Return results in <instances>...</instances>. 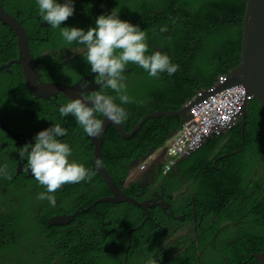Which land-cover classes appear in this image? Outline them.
<instances>
[{
    "label": "trees",
    "instance_id": "trees-1",
    "mask_svg": "<svg viewBox=\"0 0 264 264\" xmlns=\"http://www.w3.org/2000/svg\"><path fill=\"white\" fill-rule=\"evenodd\" d=\"M57 2L63 3L64 0ZM245 3L246 0H73L74 13L68 20L62 22L61 27H76L87 31L89 27L95 26V20L100 14L108 15L114 9L119 13V19L146 31L148 44L146 55L158 49L170 57L171 63L179 65L175 74L169 76L164 72L159 74V78L150 77L147 71L134 63L127 65L123 73L126 77L124 82L127 86L126 94L133 102L120 104L117 98L115 103L129 114L128 119L120 124L128 133L147 113L182 108L185 101L194 95L195 90L210 87L218 76L227 74L238 63ZM0 4L20 22L28 35L34 36L29 41V49L34 58L40 57L45 81L71 84L91 71L84 45L76 42L66 43L60 35L59 28H52L50 25L38 26V21L43 18L36 0H0ZM164 27L167 31L161 32L160 29ZM35 28L47 30L49 34L44 35L45 39H40V36L34 33ZM0 30L7 31L9 39L13 38L12 30L1 20ZM8 45L10 47L0 54V63L16 57L14 38ZM51 48L57 51L59 49L61 52L75 48L80 50V54L72 58L69 64L57 62L54 69L51 67L54 60L41 56L45 49ZM8 69L10 72L6 69L0 72V116L6 125L13 130H19L21 126L26 127V123L29 122L27 127L31 126L30 129L26 127L23 132L36 135L40 130L59 123L67 131V135L59 139L72 149L69 160L82 163L86 168L95 171L91 181L64 184V188L79 191L86 187L89 200L92 193L88 186L93 185L94 189L97 187L100 195L106 193L105 185L93 168V147L87 134L71 114L67 117L60 116L59 108L70 100L58 95L53 101L34 99L37 106L31 105L33 95L23 82L20 66L11 64ZM99 91L113 97L117 96L111 89L103 88L102 85L87 96ZM35 107L40 108L44 120V127H38L37 130L33 129L37 115L28 114L29 109ZM97 118L101 120L102 115L97 114ZM181 121L182 118L177 116L151 118L143 122L130 138L121 137L115 128L109 125L102 136L104 167L114 168L117 160L127 163L131 157L144 156L151 148L158 149L164 144L170 132L179 127ZM3 132L0 130L1 134ZM5 140L10 141L7 146L0 148V162L6 160L7 153L8 161L13 166L16 160L12 155V139L7 137ZM22 158L24 156H20V159ZM176 166L180 176L187 174L197 181L202 192L199 200L204 204H210L211 213L224 214L226 211L223 204L226 206L231 198L237 199L239 207H235L231 213L233 224L239 226L236 234L239 233L241 224L250 226L258 224L260 217L264 216V113L257 101L251 99L246 105L242 134L237 124L226 133L213 135L187 158L181 159ZM7 176L11 177L12 174L7 173ZM3 180L10 186L27 190L24 181L16 182L0 174V185ZM33 188L36 189L34 186ZM0 193L6 194L3 186L0 187ZM213 198L215 202L212 201ZM0 199H3L2 195ZM102 205L104 208L113 207L109 203H97L90 212ZM128 206L134 207L130 203ZM21 209L22 207H18L17 204L13 210H6L0 216V264H30L25 259L26 253L22 249L23 237L28 230L24 227L25 223L21 225L22 217L15 216ZM120 219H124L123 213L110 218V221L120 229L123 223L122 221L120 225L117 224ZM99 226L97 227L99 233L84 241L83 250H80L75 242L58 246L48 235L41 236L46 235L42 232L36 234L28 246L30 251L32 248L36 250L38 261L42 258L41 264H56L60 259L56 256L60 254L65 256L68 252L83 253L91 259L97 248L96 240L102 239L103 232ZM121 230L125 232L126 228L122 227ZM214 233L219 231L215 230ZM221 238L225 242L231 236ZM211 239L212 234H209L206 240L201 242V251L210 246ZM69 244L73 247H69ZM252 245L255 244L241 242L236 253L242 255V262L229 260V264H258L256 258L249 256L250 253H256ZM227 246L228 252L231 253L235 245ZM221 259L220 256H216L212 263H217ZM67 263V259L62 262ZM224 263L225 261H222L219 264Z\"/></svg>",
    "mask_w": 264,
    "mask_h": 264
},
{
    "label": "flooded vegetation",
    "instance_id": "flooded-vegetation-1",
    "mask_svg": "<svg viewBox=\"0 0 264 264\" xmlns=\"http://www.w3.org/2000/svg\"><path fill=\"white\" fill-rule=\"evenodd\" d=\"M43 21H38L39 27H46ZM34 33L38 34L40 39H45L44 35L47 36L49 34L47 30H39L38 28H35ZM26 34L29 42L34 36L28 35L27 32ZM13 38L16 43L14 36ZM13 38L9 39L7 31L0 30V54L10 47L8 44ZM76 50L74 48V50L61 52L59 49L58 51L53 48L45 49L41 56H45L48 60L51 57V60H54L52 61L54 64L51 67L55 69L57 62L71 63V59L80 54V50H77L78 53L74 54ZM35 59L38 60V65L40 66L38 81L59 82L45 81L41 59L40 57ZM8 61L0 64H6ZM4 69L10 72L8 67ZM82 77L77 78L72 83ZM95 78L94 80H96ZM87 94H90V92ZM58 95L61 94L57 93L48 99L53 101ZM32 98L30 104L37 106V102L34 99L40 98H35L34 96ZM39 109L35 107L28 111L29 115H37L36 123L33 126L34 130H37L38 127H44L43 113ZM0 118L2 117L0 116ZM28 124L29 122L26 123V127ZM21 127L19 130H14L18 133V141L12 140V155L14 159L16 156L20 157L19 151L22 150L24 145L29 144L28 142H33L35 136L31 132H23L26 127ZM30 127H27L28 130ZM7 137L5 132L0 133V148L7 146L6 144L10 141L5 140ZM24 138L26 140H23ZM5 157L6 160L1 161L0 166L3 168L6 165V172L8 173L11 163L8 161L7 153H5ZM141 157L143 156L131 157L127 163L117 160L114 168L109 167V169L105 168V170L117 184L119 191L138 203H145L146 207H141L131 202H120L112 204L113 207L109 208H104V205L97 209L95 207V210L90 212L91 208H94L97 203H105L97 202L99 198L111 195L104 182L102 181L107 191L102 195L99 194L97 187L95 189L93 185L87 187L92 193L90 200L88 199L86 187H82V190L78 191L65 189L63 185L53 194L56 198L55 206L50 207L47 200H40V204L35 206V212L30 211L21 216V225L25 223L24 227L27 228L28 232L26 233L29 237L42 232L51 237L52 242L58 246L68 242H75L80 250L84 248V241L99 233L97 227L99 226L98 224L101 225L99 227H101L103 232L102 239L96 240L97 248L91 259H88L83 253L74 254L68 252L65 256L61 254L56 256V258H60L56 264H62L64 259H67V264H153V260H156L159 264H192L196 253L201 249V233L207 232L209 235L210 230L214 233L215 230L217 231V227L219 228L226 224L228 218L224 217V215L211 213L209 211L210 204H204L199 198L194 196L191 183L187 182L183 176H180L179 172L177 173V167L172 168L168 172H162V166L165 162L162 151L156 152L151 162L145 163L139 171H136L134 167L138 165ZM22 161L24 162V159ZM93 168L98 173L95 164ZM20 175L23 180L30 178L26 168L22 170ZM29 193L30 199L33 200L34 191H29ZM188 194L189 197H187ZM129 203L134 207H129ZM158 203L160 207L157 206ZM46 209H48L47 212ZM121 213H123L124 219H120L117 224L120 225L123 221L122 227L126 228L125 232L121 230L122 227L118 229L110 221V218ZM192 215L195 217L193 218ZM55 216L67 218L66 222L48 225L47 220ZM106 225L107 227H105ZM213 225L214 227H212ZM227 226L234 227L233 220L229 221ZM251 229L253 231L247 233V235L251 238L254 237L256 252L264 253V234L263 238L258 237L256 229L252 227ZM262 229H264V221L262 222ZM69 247H73V245L69 244ZM188 252H192V256L186 259L184 256Z\"/></svg>",
    "mask_w": 264,
    "mask_h": 264
},
{
    "label": "clouds",
    "instance_id": "clouds-1",
    "mask_svg": "<svg viewBox=\"0 0 264 264\" xmlns=\"http://www.w3.org/2000/svg\"><path fill=\"white\" fill-rule=\"evenodd\" d=\"M36 3L38 5L39 13L44 20L43 22H47L46 27L50 25L52 28H59L60 35L63 37L66 43L71 44L76 42L86 47V60L90 65V72L95 73L96 75L94 78H97L94 81L101 84L103 88L111 89L117 94L116 97H113L102 91L94 92L91 95L86 96V98L72 99L67 104L59 108L61 117H67L71 114L76 119L77 123L83 128L84 132L90 137H96L102 131V121L97 118V114L106 117L115 124H122L128 119V112L123 107L115 103V100L118 98L120 104H129L133 102L132 98L126 94L127 86L124 82L126 77L123 75L129 63L138 65L147 71L149 76L152 78H159V74L164 72L171 76L179 69V65L171 63L170 57L165 53L159 52L158 49H156V52L146 55L148 52L146 31H142L139 26H134L127 21H122L119 19V13L114 9L108 15L100 14V16H98L95 20V26L89 27L87 31H85L76 27H61L62 22L68 20V18L74 13L73 0H64L63 3H58L57 0H36ZM160 31H167V28H161ZM230 71L225 75L218 76L210 87L195 90L194 95L185 102H193L199 99L197 102L192 104L195 105L208 95L229 88L232 85H240L244 89L241 84H232L223 86L219 90H215L217 86L223 85L225 83L226 77ZM82 87H84L83 84ZM197 92L202 93L200 96H196ZM205 93L208 94L203 96ZM251 99H253L252 96L247 95L244 89V98L240 105V113L235 124L228 130L222 131L218 135H213L219 136L222 133H226L237 124H239V127L241 128L240 116L242 114L243 102L246 101L247 105L248 101ZM85 102H90L91 106H88V104ZM181 118L183 119L184 117L182 116ZM243 127L242 132L240 131L241 134L243 133ZM177 129H174V132H170L162 146H160L158 149L151 148V154L148 152L146 155L141 157L138 165L134 167V169L139 171L140 165L143 166L145 163L151 162L154 158V154L156 152L158 153L159 151H162L165 159V162L162 166V172H168L172 168H176V164L181 159L187 158L190 154H192L194 151L188 155H184L175 159V163L170 167V169H165L167 164L165 144L167 140L177 131ZM66 135V129L61 127L59 123L54 124L52 127H49L45 130H40V132L34 136L33 142H28L29 144H26L22 147L19 155L24 156V158L20 159V157L16 156V164L13 166L11 164L9 166L8 173L12 174L11 177L7 176L6 165L3 168H0V174H4L6 178L9 179L12 178L16 182L24 181L26 184L25 188L27 189L25 190L23 188L20 189V187L10 186L5 183L6 180H3L4 182L2 181L0 187H4L6 194L3 195L0 193V195L3 196V199H0V216L3 215L6 210H13L14 206L18 204V207H22V209L19 211V214H15V216L20 218L30 211L35 212V206L40 204V200H47L50 204V207H53L56 203V198L53 194H55V192L59 190L64 184L80 183L81 181L92 180V178L95 176L94 170L86 168L82 163L69 160V157L72 155V149L67 143H63L59 139L60 137H64ZM14 141H18V139ZM204 142L200 145V147L204 144ZM23 159L24 162L22 161ZM100 164L101 161L98 160L97 165L99 166ZM24 168H26L30 176V178L27 180H23L20 177V173ZM33 186L36 187V189L33 188ZM29 191H34L33 200L30 199ZM192 192L197 198H200V195L202 194L199 192H194L193 190ZM187 197H189V194ZM232 204L235 207H239L237 199L231 198L226 206L225 203L223 204V209L226 211L224 214L214 213L215 215L220 214L224 215V217H227V222L225 225L219 228L217 227V231H219L221 235L219 233L214 234L210 230L209 234H212L210 246L204 251H201L200 249L196 253L195 260H193L192 264H219L222 261H225L224 264H229V260L242 262V255L237 254L236 249L243 241H247L249 243L253 242L255 245H252V247L256 250V241L254 240V237L251 238L245 231L251 229V227L255 228L258 237L263 238L264 232L262 233V230L264 229H262V222L264 220H262V218L264 219V216L260 217L261 220L258 224H252L251 226L248 224H241L240 231L238 234H236L239 230L238 225H235L234 227L227 226L228 222L233 220V218H231V213L233 210L231 206ZM157 206L160 207V204L158 203ZM47 211L48 209H46V212ZM192 217L194 218L195 216L192 215ZM66 219L67 218L65 217H50L47 220V223L50 226L54 224H61L65 223ZM212 227H214V225ZM207 235V232L201 233V242L206 240ZM228 235L231 236V238L228 241H222L221 237ZM41 236H47V234ZM34 237H36V235L32 236V242ZM237 241L238 243L236 244ZM227 244L235 245L231 253L228 252ZM257 254L261 253H250L249 256L257 259ZM189 256H192V252L186 253L184 257L187 259ZM216 256H220L222 259L217 263H212ZM156 263L158 262L153 260V264ZM257 263L259 264L258 259Z\"/></svg>",
    "mask_w": 264,
    "mask_h": 264
},
{
    "label": "water",
    "instance_id": "water-1",
    "mask_svg": "<svg viewBox=\"0 0 264 264\" xmlns=\"http://www.w3.org/2000/svg\"><path fill=\"white\" fill-rule=\"evenodd\" d=\"M0 20L7 25L13 32L16 39V58L11 59L6 64H0V72L10 66L11 64L19 65L23 77V82L28 90L35 98H49L55 96L57 93L63 95L69 100L77 98H86L85 94L98 89L101 84L94 81L95 73L90 72L88 75L83 76L78 81L67 85L61 82H42L37 78L40 75L38 60L35 59L30 52L28 36L21 24L15 19L13 15L5 11L0 4ZM45 24L47 22L45 21ZM82 84L84 87H82ZM232 84H241L247 95H251L252 98L257 101L261 111L264 112V0H247L245 12L242 19V36H241V49L239 55V61L237 65L227 75L225 83L219 85L215 90H219L223 86ZM208 93H205V96ZM199 100V99H197ZM196 101L190 103L187 107H182L173 111H152L145 114L133 129L126 133L121 128L120 124H115L102 116V131L96 137L87 138L93 147V160L97 168L100 178L111 192L108 197H102L97 202H106L110 204H116L120 202H131L141 207H146L145 203H138L134 199L125 196L118 190L117 184L112 177L105 170L102 163V136L104 130L112 125L117 133L123 138H130L139 128V126L148 119L157 118L159 116L166 117H187L189 108ZM88 106H91L90 102H85ZM245 107L246 101L242 105V114L240 116V131L245 121ZM0 129L5 134L16 140L18 133L11 130L0 118ZM174 132V131H173ZM23 140H26L24 138ZM152 150L149 151V154ZM101 161L98 166L97 161ZM259 264H264V254H257Z\"/></svg>",
    "mask_w": 264,
    "mask_h": 264
},
{
    "label": "built area",
    "instance_id": "built-area-1",
    "mask_svg": "<svg viewBox=\"0 0 264 264\" xmlns=\"http://www.w3.org/2000/svg\"><path fill=\"white\" fill-rule=\"evenodd\" d=\"M201 93L197 92L196 96ZM243 98L244 89L240 85H232L191 105L188 116L182 119L177 131L165 144V169L169 170L175 159L195 151L213 134L218 135L232 127L239 116ZM190 103L185 102L183 107Z\"/></svg>",
    "mask_w": 264,
    "mask_h": 264
},
{
    "label": "rangeland",
    "instance_id": "rangeland-1",
    "mask_svg": "<svg viewBox=\"0 0 264 264\" xmlns=\"http://www.w3.org/2000/svg\"><path fill=\"white\" fill-rule=\"evenodd\" d=\"M76 53H78L77 50H76V52H74V54H76ZM231 206H232L233 209L235 208V206H234L233 204H232ZM252 231H253L252 229H248V230H246L245 232L250 233V232H252ZM31 239H32V236L29 237L27 233L25 234V236H24V238H23L22 249H23V250L25 251V253H26V257H25V259H26V260L28 261V263H30V264H41V263H40V260H41L42 258L38 261V259H37V257H36V254H35V251H36V250H34V249L32 248V251H30L31 249L29 248L28 243L31 241Z\"/></svg>",
    "mask_w": 264,
    "mask_h": 264
},
{
    "label": "crops",
    "instance_id": "crops-1",
    "mask_svg": "<svg viewBox=\"0 0 264 264\" xmlns=\"http://www.w3.org/2000/svg\"><path fill=\"white\" fill-rule=\"evenodd\" d=\"M172 175V174H171ZM174 177V175H172ZM182 176L184 177V179L187 181V182H190L191 183V187H192V190L194 192H199V193H202L201 192V187H199L198 183L196 180H194L191 176L187 175V174H182ZM213 202H215L214 198L212 199Z\"/></svg>",
    "mask_w": 264,
    "mask_h": 264
}]
</instances>
